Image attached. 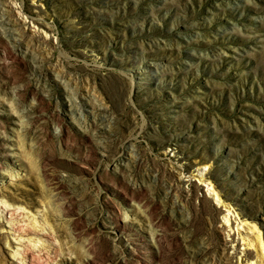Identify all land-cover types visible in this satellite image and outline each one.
<instances>
[{
  "label": "rangeland",
  "instance_id": "obj_1",
  "mask_svg": "<svg viewBox=\"0 0 264 264\" xmlns=\"http://www.w3.org/2000/svg\"><path fill=\"white\" fill-rule=\"evenodd\" d=\"M0 264H264V0H0Z\"/></svg>",
  "mask_w": 264,
  "mask_h": 264
}]
</instances>
